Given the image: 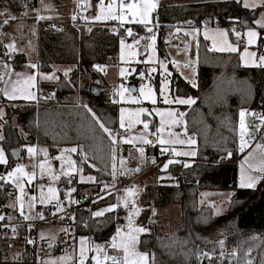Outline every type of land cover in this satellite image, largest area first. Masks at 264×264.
<instances>
[{
  "label": "trees",
  "instance_id": "1",
  "mask_svg": "<svg viewBox=\"0 0 264 264\" xmlns=\"http://www.w3.org/2000/svg\"><path fill=\"white\" fill-rule=\"evenodd\" d=\"M19 8L28 1L8 0ZM56 5L64 0H51ZM256 9H246L236 0H192L173 3L160 0L152 13V20L158 31V51L162 54L160 41L165 28L183 27L192 20L200 24L203 20H217L223 28L232 29L231 23H238L239 29L253 20ZM61 31L51 30L44 22L37 23L38 49L36 65L38 70H50L53 64H71L69 78L61 74L52 82L43 85L54 87L52 100H16V105H7L0 97L4 108L0 142L6 152L26 144L46 145L53 156L60 147H77L74 160L80 163L84 173H90L99 186L102 181L112 182L110 176L111 144L105 133L83 105L113 131L118 128L119 106L110 100L109 89L102 87L98 96L91 94V85L98 78L94 65L113 63L117 54V37L110 34L104 24H95L88 31L74 24L69 18L61 20ZM262 33L264 32L261 31ZM264 39L260 38L257 52L262 53ZM196 86L174 75L173 91L176 95H190L195 101L182 106L184 126L187 134L196 141L192 163H173L167 168L173 179L158 182L152 189L144 187L140 195L142 205L138 221L151 225L152 233H142L138 249L151 255V264H191L199 251L213 250L219 241L236 245L240 255L249 250L257 253L260 264H264V182L256 188L238 187L237 160L240 157L238 144V115L241 108L261 111L264 114V67L244 66L234 52H219L209 49L208 42L198 36L196 46ZM23 54L15 55L11 64L16 67L25 62ZM136 80L131 84L136 85ZM157 85V82L156 84ZM86 98V103L70 100L74 91ZM108 92V96H107ZM15 117V124L11 122ZM157 147L153 152H157ZM231 151L232 155H227ZM81 152L87 154L83 160ZM12 158V156H11ZM83 160V162H82ZM13 163V160H11ZM0 166V170L10 167ZM95 167H91V165ZM158 168V167H157ZM231 189L233 195L228 201L227 211L213 214L209 205H199V191ZM4 193L0 188V204ZM111 196V195H110ZM103 197L91 204V209L112 204V198ZM164 207L175 204L179 207V223L170 225L167 231L157 223H149L150 205ZM73 226L76 234L89 235L97 240H108L115 232V221L120 219L114 210L101 217H93L90 208L76 211ZM86 225V226H85ZM25 233L21 228L18 237ZM32 235V230L30 231ZM34 242H25L21 262L34 261ZM154 254V257H153ZM7 250L0 236V263H7Z\"/></svg>",
  "mask_w": 264,
  "mask_h": 264
},
{
  "label": "rangeland",
  "instance_id": "2",
  "mask_svg": "<svg viewBox=\"0 0 264 264\" xmlns=\"http://www.w3.org/2000/svg\"><path fill=\"white\" fill-rule=\"evenodd\" d=\"M173 3H181L185 1H192V0H165ZM112 2V0H104V6L107 7L108 3ZM124 3H135L136 0H122ZM160 0H155L156 7ZM240 2L243 5V0H240ZM89 5L87 8L84 7V4ZM100 3V0H83V4L79 5L76 0H64L61 4L56 5L51 0H37L36 4H32L28 1L24 2L23 5L19 8L15 7L11 2L8 0H0V11H3L5 8L7 9L8 14L15 16V20H9V23L7 25H3L0 27V47L6 51V49L3 47V44H7L11 41H15V47L17 49L16 52L12 53L11 56L17 55V54H23L25 55L26 61L22 62L21 65L18 66V69L13 71L12 62L8 56L3 55L0 56V62H6L11 66V70L13 72H20L24 73L25 76L31 75L33 73L36 74L35 84L30 89V91L34 92L36 94V97H41V93L38 92L37 88V81L38 80H46L45 82H52L58 79L59 75L61 74L64 78H69L70 72L73 70L74 65L71 64H53L52 68L50 70H38L33 69L29 65L36 63V57H37V49H38V38H37V23L38 21L44 22L47 26L48 23H62L61 20L65 18H69L72 14L75 12H78V21L74 24L81 25L85 28L86 31H88L93 25L95 24H116L118 27L128 36L127 40L125 41V46L122 49L121 48V38L117 39V54H116V60L113 63H108L104 65V71L102 73H97L98 78L101 80L103 90L107 88L109 84H114L115 86V94L117 96V100L115 103L119 106L118 111V127H119V115H120V109L121 108H128V109H134L138 107H144L151 112V115L142 114L141 119H147L149 121V132L150 133H157V128L160 126V116L157 115L154 111H152L154 108L159 109H174L177 113H183L180 107L184 105H179L176 103H165L164 102V96L160 94V85L162 81L166 82V92L165 95L168 96L169 99H174L175 97H192L190 95H176L173 91V80L174 75L179 76L180 78L184 79L185 81L192 84V81L196 82V71H197V60L196 55L195 57H192L190 55V46L187 41L182 42L178 36L182 32H186L189 37H192L193 39H197L198 35H201L204 39V32L206 30H215L218 27L214 25H203L201 27H182L179 28L177 26L168 27L165 28V30L162 32L161 35V43H162V54L158 51V31L155 23L152 20V13H151V23L148 25L149 28L152 29V32H148L147 29L138 23L131 22V16H128V19L121 23L119 21L115 20H108V21H96L93 20L92 17L96 15V13L99 11L97 5ZM121 3V0H115V4L117 6V12L119 11L118 5ZM34 9H39V14L41 16L46 17L45 19L37 20L36 15L37 13L33 11ZM27 13L24 15V13ZM264 12V7H261L257 10L256 15L254 16L253 20L248 25L249 27H254L259 32V37L257 40V43L255 45L248 46V50L251 52L257 53V59L260 55H264V43L262 45L263 52L258 53L257 52V45L260 38L264 39V32L261 31L264 30V28H260L256 24H254V21L256 19H259L260 14ZM81 16L88 17L89 19L87 21L81 19ZM4 17H0V23H2ZM113 22V23H112ZM132 29V36H129L127 34V29ZM179 29V31H178ZM193 29H199V32H194ZM225 29V28H220ZM233 29V28H232ZM53 30V29H51ZM228 30V29H227ZM236 31H239L242 33V37L237 43L236 36L232 33V31H228V39L230 42L236 44L238 51L234 52L239 57V60L242 65L244 66H253L248 60L247 57L244 61L241 60V55L244 54V48L246 45V37L243 36V33L246 31V27H242V29L235 28ZM155 36V41H151L149 39H141V37H148V36ZM134 41H138V43H134ZM152 44V48H148L147 45ZM128 45H132L131 48L128 47ZM197 46V45H196ZM208 46L210 50L217 51L212 49V41L208 40ZM180 50V51H179ZM221 52V51H219ZM228 52V51H225ZM134 53V55L132 54ZM188 61L193 62L192 67H187L186 64ZM161 63L163 64V67H161ZM1 71L4 69L0 67ZM67 69H71V71L68 72V75L65 76L64 72ZM121 69L124 70V75H120ZM150 69H154L153 71H150ZM41 73L43 74H49L54 73L56 79H46L41 77ZM141 73L144 75L141 76ZM124 77H127L126 80L122 79ZM16 80L17 77L15 75L8 77L5 76V80ZM23 80V77L20 78ZM136 80L135 91H132L130 89L131 81ZM157 82V85H155ZM43 85V84H41ZM141 85H145V87H151L156 95L157 103L153 105L151 101L148 100H140V103H133L129 99V95L138 97L140 96V88ZM47 86V85H46ZM50 86V85H49ZM120 86H123L124 89H127L128 92L125 93V97L123 100H121L118 89H120ZM4 84L3 82H0V88H3ZM53 87V86H51ZM54 88V87H53ZM48 90V89H47ZM50 90V89H49ZM105 91V90H104ZM108 96V92H107ZM0 97L4 99V103L9 105H16L14 101L16 100H26L23 98V95L18 92L17 98L9 100L7 97L3 95L2 92H0ZM36 98V99H37ZM193 98V97H192ZM35 99V100H36ZM70 100L72 102L76 103H86V98L81 96L78 93L77 89H74L72 94L70 95ZM34 101V100H30ZM189 106V105H186ZM244 109V108H241ZM240 109V110H241ZM0 110H2V115H0V137H2V127L1 124L3 122L4 118V108L0 107ZM239 110V112H240ZM247 112H251L248 109H244ZM182 124L175 126L172 130L173 132L181 133V139L187 140L188 138L194 139L191 135L187 134V136L183 135L182 129L184 128V119L181 118ZM12 124H15V117L13 116L11 119ZM260 122L253 124L250 120L249 116V128L252 130V136L248 139V147L244 149L243 152L240 150V157L237 160V179L236 184L238 187H240V178H241V163L245 160V157L248 156L249 152H253V155L248 159L247 163L245 164V168L247 169V165L251 164L253 166H259L261 161H264V152H262L259 149H256V144H264V125L260 126V129L258 131L254 130L257 125H259ZM124 130V134L126 137L131 138L133 136H139L140 132L143 130L142 124L135 125L131 131ZM115 132V131H113ZM159 136L160 134L157 133L156 136H148V139L152 140L153 143L151 144H142L138 140L134 143H122L124 145H133L138 147H143L148 149L149 151H153L155 147H157V152H162V147H168L171 149L172 147H175L177 151H191L195 150V145H164L161 146L159 143ZM164 137L168 138V133L165 131ZM238 144H240V137L238 132ZM25 146H35L36 149V156L34 158H30L27 153V148ZM0 147L3 148L1 142ZM66 148H72V146H63L60 147L58 150V153L55 155H51L48 147L46 145H30L26 144L23 147V151L18 154L17 159L14 160L11 158V155H9L6 150L5 155L8 159V164H11L13 160V163L10 167L5 168L3 170H0V176L5 175L8 171H10L17 163L24 164L25 165V171L31 173L33 171L32 164L35 162L37 164V167L35 169L36 171V178L32 181V183L29 185L27 183V178L25 177L24 182V201L26 202L30 196H36L37 202L35 203L32 210L29 212L27 205L25 203L24 208V214L30 215L33 217H36L38 213L43 214V219L35 218L30 220H25L24 217L20 214L21 209L19 206V203L16 200V197L20 195V192L16 187L11 183V181L5 182L3 180H0V188L3 189L4 187V198L2 199V203L0 204V207L3 208V210L7 212H13L17 214L18 216L22 217L24 222L27 224L24 226L25 233L20 235L21 237H18V234L11 233L7 236H3L0 234V236L4 239V243L7 250V263H0V264H46V261L54 260L61 256L66 257H72L73 261L75 260L78 251H79V245H80V237H88V241L86 242L89 245L94 244H103L108 240H97L89 235H83V234H76L75 228L72 225L74 222V219L71 217H75V213H69L62 216L57 221L53 220H47V211L55 209L56 211V202L57 199L61 202L63 206V211L67 206H71V204L75 201V196H77L80 193H87L92 188L98 187V184L94 181H89L87 179L81 181L80 177L83 175L85 178L92 176L90 173H84L82 166L77 161L76 162V168L78 171L71 173L70 176H64L60 175L61 173V162L60 160L56 159L57 156L63 155L65 158L71 157L73 158V153L69 152H61V149ZM41 150H47L48 153V160L47 163L51 166V169L54 173L59 175V178L55 181L51 179L50 176L45 174L43 177L40 175V169L38 167L39 161L45 159L43 151ZM255 150V151H254ZM42 157V158H40ZM183 159L181 161L182 164L185 165V163L190 164L192 163V160L194 156H179ZM75 161V160H74ZM164 164V163H163ZM163 164L159 165L158 168L154 170H149L145 173L140 174L138 178L135 179V181L132 183L131 186L127 188H133L134 196L129 197L130 201L132 199L135 200V203L137 207L140 209V213L142 210V205L140 203V195L143 192L144 187L149 186L150 189H152L158 182H169L171 179H173L171 173L166 170H162ZM7 165H0L3 167H6ZM112 165V163H111ZM121 165V163H120ZM123 168H126V162L121 165ZM64 170H67V166H64ZM111 173V170H110ZM253 175H261V179L256 183L255 187H258V185L261 182H264V173L259 172H252ZM111 176V174H110ZM74 177H77L75 180ZM44 186L43 191L45 194H47V189L49 186L55 188L56 191V199L52 200L48 204H40L39 201V195H40V185ZM109 181H102L100 182L99 186L105 187V185L110 186ZM109 188V187H108ZM247 188V187H244ZM69 189H74L70 193V195H66V193L69 192ZM111 195V196H110ZM108 198H112L113 203H117V197H123L125 195L124 191L114 193H110ZM233 195V190L231 189H221V190H207V189H201L199 191V199L198 203L199 205H209L211 207V210L213 214L215 215H221L226 213L227 211V205L228 201ZM106 197V196H105ZM71 201V202H70ZM112 203V204H113ZM110 204L101 205L95 209H91L93 212H96L98 210L104 209L108 207ZM131 204L129 205V207ZM45 208L46 210H43ZM80 208H87L84 206L79 207ZM150 214L149 218L151 220L148 221V224L151 223H157L162 227L163 231H167L168 227L170 225H176L179 223V207L175 204H169L164 207H153L151 204L150 207ZM89 209V208H87ZM153 209H155V214H153ZM117 215H122V205L119 206L116 210ZM60 213V212H58ZM91 213V214H92ZM139 213V214H140ZM128 214V211L125 213ZM139 216V215H138ZM138 216H134V224L139 226H144L148 228L150 231L148 233H152V226L149 224L143 225L138 221ZM29 225L32 227L29 228ZM115 225L117 227L118 221H115ZM61 229H67V232L61 231ZM32 230V235L30 234V231ZM116 230V228H115ZM28 234L25 236V234ZM41 233L44 234V238H41ZM115 233V232H114ZM113 235V234H112ZM141 234H139L140 237ZM53 237L55 239H53ZM27 239H31L34 242V249H35V256L34 261L29 263L21 262V252L23 250V246ZM139 243V242H138ZM49 244H51V247H49ZM138 247V245H137ZM141 251V250H140ZM109 254H119L114 253L112 249H108ZM144 252V251H141ZM19 254V255H18ZM89 260L86 262V264H92L91 262V256L93 253H88ZM57 264H63V262L57 260ZM68 264H72V261H69ZM149 264H151V255H149Z\"/></svg>",
  "mask_w": 264,
  "mask_h": 264
},
{
  "label": "snow or ice",
  "instance_id": "3",
  "mask_svg": "<svg viewBox=\"0 0 264 264\" xmlns=\"http://www.w3.org/2000/svg\"><path fill=\"white\" fill-rule=\"evenodd\" d=\"M237 3H240V0H236ZM89 5L86 3L84 4V7L87 8ZM99 11L96 13L94 17H92L93 20L96 21H108V20H115L119 21L121 23H124L128 16H131V22H135L138 24L143 25L147 31L150 33L152 32V29L148 27V25L151 23V13L156 7L155 0H136L135 3H124L121 0V3L118 5L119 11L117 12V6L115 4V0H112V2L108 3L107 7L104 6V0H100V3L97 5ZM243 7L246 9H256L258 7H264V0H243ZM37 13L36 19L41 20L45 19L46 17L41 16L39 14V9H34ZM27 13L25 12L24 15ZM0 17H4L2 20V23H0V27L3 25H7L9 23V20H15L16 17L8 14L7 9L5 8L3 11H0ZM81 19L87 21L89 18L85 16H81ZM77 19L76 15L72 16V20L75 21ZM235 22V21H234ZM254 24L259 26L260 28H264V12L260 14L259 19H256L254 21ZM246 31L243 33V36L246 37V45L244 48V54L241 55V60L244 61L247 57V60L256 67H264V55H260L257 57L256 52H251L248 50V46L255 45L257 43L259 32L254 27H249L245 23ZM179 31V29H178ZM194 32H199V29H193ZM228 31L227 29H220L217 28L215 30H206L204 32L205 39L212 41V49L221 51V52H237L238 48L236 44L232 43L228 39ZM232 33L237 38V43H239L242 33L239 31H236L235 28L231 29ZM127 34L129 36H132V29H127ZM141 39H149L151 41H155L156 37L148 36V37H141ZM2 43V41H0ZM134 43H138V41H134ZM121 48L123 49L125 46V41L121 39L120 41ZM152 44H148V48H152ZM3 47L6 49L4 52L5 56H8L11 58V54L16 52L17 49L15 47V41H11L7 44H3ZM129 48L132 47V45H128ZM134 55V53H132ZM31 68L36 69V64H30ZM187 67H192L193 62L188 61L186 64ZM0 67H2L4 70L0 71V82H3L4 87L0 88V92L3 93L5 97H7L9 100L16 99L17 93L20 92L23 95V98L26 100H35L36 94L30 89L35 84L36 74L33 73L31 75L25 76L24 73L20 72H13L11 70V66L7 64L6 62H0ZM95 68L102 70L101 66L94 65ZM161 67H163V64L161 63ZM154 69H150V71H153ZM71 71V69L65 70L64 74L65 76L68 75V72ZM15 75L17 77L16 80H5V76L11 77ZM42 78L46 79H56L54 73L49 74H40ZM120 75H124V70L121 69ZM144 74L141 73V76ZM23 77V80L20 78ZM192 86L195 87L196 84L194 81H192ZM118 94L121 98V100L124 99L125 93L128 92L127 89H124L123 86H120V89L117 90ZM166 92V82L162 81L160 85V94L164 96V102L171 104L176 103L179 105H192L195 101L192 97H175L174 99H169L167 95H165ZM129 99L133 103H140V100H148L151 101L153 105L157 103L156 95L151 87H145V85H141L140 88V96L135 97L129 95ZM115 102V101H114ZM84 108L87 109L89 113H91L93 119L95 122L99 125V128L102 130L103 133H105L110 141L111 144V155L110 158L112 160V172L110 173L113 176V179L116 177V160H117V146L120 143H134L135 141H139L142 144H151L153 143L152 140L148 139V136H156L157 133L160 134L159 136V143L161 146L164 145H195L196 141L192 138H188L187 140L181 139V133L173 132V128L175 126L181 125L183 117V113H177L174 109H159L154 108L152 111H154L157 115L160 116V126L157 128V133H150L149 132V121L147 119H141L142 114L151 115V112H149L148 109L144 107H138L134 109H128V108H121L120 109V115H119V129H125L126 131H131V129L137 125L142 124L143 130L140 132L139 136H133L131 138L126 137L125 135L120 134L119 132L114 133L113 130L109 127H107L100 119L96 116L94 112L90 108H88L87 105H83ZM0 115H2V110H0ZM257 114L254 112H246V110L241 109L239 112V137H240V144H239V150L241 152L244 151L246 147H248V139L252 136V130L249 128V122L246 121V117L248 116H256ZM258 119L260 121V124L256 126L254 130L258 131L260 129L261 125H264V114H261L258 116ZM167 131L168 138L166 139L164 137V133ZM183 135L187 136V128L186 124L184 128L182 129ZM0 139H3V137H0ZM27 148V153L30 158H34L36 156V149L35 146H25ZM256 149L261 150L264 152V144L257 143ZM43 151L45 159L39 161V169H40V175L43 177L45 174L51 177L53 181L57 180L59 178V175L54 173L51 169V166L47 163L48 160V153L47 150H41ZM137 151L143 156L144 148L139 147ZM162 153L169 152L175 156H195L196 151L193 149L191 151H177L175 147H172L169 149L168 147H162L161 149ZM255 151V150H254ZM61 152H69V153H77L78 148L72 147V148H66L61 149ZM13 154H16V150L13 149ZM227 155L230 157L232 155L231 151H228ZM253 155V152H249L248 156L245 157V160L241 163V178H240V187H247V188H254L256 183L262 178L261 175H253L252 172L256 171L259 173H264V161H261L259 166H253L251 164L247 165V169L245 168V164L247 163L248 159ZM81 156L83 160H87V154L81 152ZM56 159L60 160L62 168L60 175L64 176H70L71 173H74L78 171L76 168V161L72 160L71 157L65 158L63 155L57 156ZM179 161H175L172 159L167 160L163 164L162 170H166L170 164L178 163ZM8 159L5 155V151L2 147H0V165H7ZM120 163L123 165L124 158L120 157ZM67 166V170H64V166ZM185 167H188V164L185 163ZM33 171L31 173L25 171V165L17 163L15 167H13L10 171H8L5 175L0 176V180H3L5 182L11 181V183L16 187V189L19 190L20 195L16 197L17 202L19 203L20 209H21V215L24 217L25 220L30 219H43V214L38 213L36 217L25 215L24 214V208L25 203L27 205V208L29 212L34 207L35 203L37 202L36 196H30L28 200L24 201V182L25 177L27 178V183L30 185L32 181L36 178V167L37 164L34 162L32 164ZM91 167H95V165H91ZM136 171H139V169H135ZM129 171H132V169H129ZM81 181L87 179L89 181H94L95 178L92 176H89L85 178L83 175L80 177ZM110 187L109 185H105V189ZM40 195H39V203L40 204H48L52 200L56 199V189L49 186L47 189V194L43 191L44 186L40 185ZM105 189H102L104 191ZM74 191V189H69V192L66 193V195H70V193ZM125 195L123 197H117V203L110 204L108 207L98 210L96 212L92 213L93 217H101L105 213H111L114 210H116L119 206H123L126 210H128V214L124 217V219L128 222L127 229H123L122 226L117 225L115 233L110 237L109 241H106L103 244H94L89 245L86 242L88 241V237L81 236L80 239V245H79V251L78 254L73 261L72 257H66L61 256L54 260L46 261V264H57V260L63 262V264H68L69 261H72V264H86V262L89 260L88 253H93L91 256V262L92 264H149V254L147 252H141L137 245L139 242V234L147 233L150 230L144 226H139L134 224V216H138L140 213V209L137 207L135 200L132 199L130 201L129 197L134 196L133 188H126L124 189ZM106 194L110 195V193ZM102 198V197H101ZM71 202V201H70ZM131 204V207L129 205ZM63 211V206L61 202L57 199L56 202V212L53 213L55 215L58 212ZM153 214H155V209H153ZM72 219H75V217H71ZM3 215H0V220H3ZM10 219V218H9ZM86 226V225H85ZM32 226L29 225V228ZM61 231L67 232V229H61ZM13 232H15V226H13ZM41 238H44V234L41 233ZM53 239H55L53 237ZM26 243L32 244L33 240L27 239ZM221 245H223V241H219ZM49 247H51V244H49ZM108 249H112L114 253L119 254H109ZM234 254V253H233ZM19 255V254H18ZM202 255H206L210 257V254L204 253ZM221 256H223V252H221ZM154 257V254H153ZM247 264H251V261H248Z\"/></svg>",
  "mask_w": 264,
  "mask_h": 264
},
{
  "label": "built area",
  "instance_id": "4",
  "mask_svg": "<svg viewBox=\"0 0 264 264\" xmlns=\"http://www.w3.org/2000/svg\"><path fill=\"white\" fill-rule=\"evenodd\" d=\"M79 5L83 4V0H76ZM128 0H126L127 2ZM76 15L77 19L75 21L72 20V16ZM78 12H75L70 16V20L72 22L78 21ZM113 23V22H112ZM203 25H214L218 28H223L222 24L217 20H203L200 24L195 23L192 20H187L183 23L184 27H201ZM47 28L53 29L56 31H61L63 29V25L61 23H48ZM105 27L107 28L108 32L117 38H121L124 40H127L128 36L124 34V32L118 27L116 24H105ZM232 28H238L239 25L236 22L231 23ZM180 51V50H179ZM191 56H195V51L192 49L190 50ZM4 55V50L2 47H0V56L2 57ZM15 55L11 56L10 59H12ZM101 66L102 70L97 69L94 67L97 73H102L104 69V65ZM1 71V69H0ZM127 77H124L122 79L126 80ZM114 84H109L106 89H109L110 91V100L116 101L117 96L115 94V86ZM256 113L257 115L250 116V120L253 124H256L259 121L258 116L263 114L261 111H251ZM263 126V125H262ZM116 132H119L120 134H124V130L119 129V127L116 129ZM264 142V140H263ZM139 147L133 146V145H124L120 143L117 146V160H116V177L113 179L110 184V187L105 189V187H94L87 193H80L77 196H75V201L71 204V206H67L64 211L60 213H55V209L48 210L47 213V220L50 221H57L65 214L69 213H75L76 210L79 209V207L84 206L87 208H90L91 204L96 202L97 200L101 199V197H105L108 194L107 193H114L115 191L121 192L124 191L127 187L131 186L132 183L135 181L136 178L140 176V174L145 173L149 170L156 169L159 165L165 163L167 160L172 159L175 161H179L178 163L182 164L181 161L183 159L179 156H175L169 152H153L149 151L148 149L144 148L143 156L137 151ZM120 157L124 158V162H126V168H123L120 165ZM42 158V157H40ZM139 169V171H136L135 169ZM129 169H132V171H129ZM112 172V167H111ZM75 180L77 177H74ZM102 189H105L102 191ZM131 207V206H130ZM43 210H46L43 208ZM123 214L120 215V219L118 220V224L122 226L123 229H127L128 222L124 217L127 215L125 214L128 210H126L122 206ZM92 213V210L90 211ZM0 215H3L4 219L0 220V234L3 236H7L11 233L18 234L22 227L26 226L27 224L24 222L22 217L18 216L17 214L13 212H7L3 210L2 207H0ZM10 218V219H9ZM13 226H15V232H13ZM28 235L27 233L25 236ZM221 252H223V256H221ZM204 253L210 254L209 256L202 255ZM234 253V254H233ZM264 257V256H263ZM248 261H251V264H260V261L257 259V253L254 250L247 251L244 255H240L239 248L236 245H221L220 243L210 251H199L195 254L194 260L191 264H247Z\"/></svg>",
  "mask_w": 264,
  "mask_h": 264
},
{
  "label": "crops",
  "instance_id": "5",
  "mask_svg": "<svg viewBox=\"0 0 264 264\" xmlns=\"http://www.w3.org/2000/svg\"><path fill=\"white\" fill-rule=\"evenodd\" d=\"M186 28H189V27H186ZM199 36V35H198ZM178 38L182 41V42H185L187 41L189 43V46H190V50H194L195 51V55H196V45H197V40H198V37L197 39H193L192 37H189V35L186 33V32H182L181 34H179ZM207 40V39H206ZM208 42V40H207ZM191 55V54H190ZM25 56V55H24ZM192 57H195V56H192ZM22 63H20L19 65H21ZM36 64V63H35ZM18 65V66H19ZM18 66L14 67L12 65V69L13 71H15L16 69H18ZM37 69V68H36ZM42 81H46V80H38L36 85H37V88H38V92L41 93V97H38L36 100L34 101H39V100H52L54 98V88L49 86V85H41V82ZM48 89V90H47ZM50 89V90H49ZM30 101V100H28ZM247 112V111H246ZM248 117H246V121H248ZM238 132H239V115H238Z\"/></svg>",
  "mask_w": 264,
  "mask_h": 264
},
{
  "label": "water",
  "instance_id": "6",
  "mask_svg": "<svg viewBox=\"0 0 264 264\" xmlns=\"http://www.w3.org/2000/svg\"><path fill=\"white\" fill-rule=\"evenodd\" d=\"M130 89H131L132 91H135V90H136L135 85H132V84H131V85H130ZM90 90H91V94H92L93 96H98V95H99V93H100L101 90H102V83H101V80H100L99 78L94 79V82H93V84L91 85ZM248 121H249V118H248ZM13 149L16 150V154H13ZM10 154H11L12 158H13L14 160H16L18 154H20V148H12V149H10ZM82 162H83V160H82Z\"/></svg>",
  "mask_w": 264,
  "mask_h": 264
}]
</instances>
